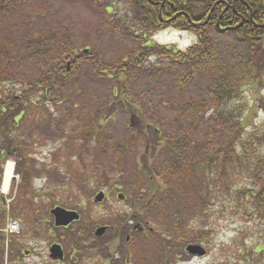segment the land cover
<instances>
[{
	"label": "trees",
	"instance_id": "1",
	"mask_svg": "<svg viewBox=\"0 0 264 264\" xmlns=\"http://www.w3.org/2000/svg\"><path fill=\"white\" fill-rule=\"evenodd\" d=\"M66 1L82 3L95 13L102 12L107 15H112L114 7L117 6L114 0ZM119 1L128 5L120 17L121 27L123 26L121 29L131 31L135 39H146L147 35L153 36L169 28L190 32L195 38L194 43L183 51L150 41L142 46L141 52L122 57L117 64L109 65L92 59L96 63L97 71L106 77L107 81L115 79L118 84L113 102L106 100L98 102L99 110L102 112L99 123L101 120L108 121V117L103 113L111 106L114 105L117 110V106L122 104L128 111L131 126L137 133L142 134L148 126L153 127L158 140L163 141L159 146L163 148L161 152L164 158L157 166L154 167L147 161L141 168L136 166L139 185L146 180L149 181L145 193L135 197L137 205L152 202V211L162 213L159 224L161 233L175 240L181 238L187 240V234L190 232L185 226L189 216L194 217L198 212L207 213L209 206H218L221 203H228L230 208H233L232 204H243L246 210L256 217L254 222L262 225L264 101L257 99V102L263 104L262 119L256 118L246 127L242 123L251 107L243 88L247 83H261V73L264 72V0ZM8 4L6 0H0V17L13 14ZM28 12L27 17H31L35 11L31 9ZM49 24L48 32L40 36L33 28L26 27L27 32L20 42L25 56L17 63L24 61L25 66L26 61H34L40 71V77L36 80L32 79L30 70L20 72L12 67L11 61L15 60V57L6 51L12 49V46L9 43L2 44L0 145L5 139V159L8 154L19 153L13 140L24 139L26 131L34 129L29 127L33 125L32 123L24 122L29 106H35L37 111L43 110L42 107L51 108L49 110L53 111L56 109L55 113L60 114V118L55 119V122L61 125L57 127L56 124L54 128L53 120L47 122L50 127L53 126L52 131L55 133V129L64 128L63 123L68 125L71 122L69 105H73L78 116L85 121L84 129L78 137L80 146L94 140L98 144L95 148L98 159L91 162V166H94L110 155L106 150L108 147L102 149L98 143L100 133L95 132L93 122L87 119V115H91L93 111L88 103L81 101L84 93L77 86L79 83H72L71 89H65L67 82L78 75L81 64L91 57L86 55V52L71 53L73 49L70 48L72 45L70 33L67 34L66 29L61 26H58V29L62 33L57 32L54 28L57 24ZM137 32L142 37H139ZM215 34L233 35L245 45L247 54L236 57L234 63L230 62L224 52L216 46ZM4 58L8 61L12 59L5 62L2 60ZM153 59H156V62H152ZM154 68L166 73L185 68L186 75L177 82L179 90H193L195 87L189 92L192 99L189 98L184 105L180 103L175 105L172 102V106L178 110L177 117L168 123V127L177 129L173 134L157 127L158 124H155L157 119L153 115L150 116L152 123L148 122L144 117L145 111L135 105L127 93V82L132 75L137 71L150 74ZM197 71H205L208 74L207 98L212 102L211 105L205 97L196 92L201 91L197 81L193 82L195 79L193 73ZM20 73L24 75L20 80L23 84L21 86L17 84L21 77ZM16 84L22 91H17ZM116 99L118 102H114ZM42 112L37 113L41 115ZM75 116L77 115H73V119ZM35 120L36 126H43L42 120L38 121L36 118ZM134 140L135 138L132 141ZM80 149L77 151L82 157V147ZM114 149V145H110V151L113 152ZM125 154L126 151H123L122 156H126ZM28 170L24 171L26 190L31 187L29 182L31 171ZM238 177L245 179V185H237ZM28 210L35 212L32 206ZM171 210L174 212L172 215L180 213L182 217L178 219L175 216L169 221H164L163 217L170 214ZM141 211L146 212V209ZM184 217L185 220H181ZM261 237L263 238L261 245L264 246V234ZM196 240L199 239L195 238L194 241ZM197 243L200 244L202 241ZM263 251L264 249L261 252ZM257 255L260 253L257 252Z\"/></svg>",
	"mask_w": 264,
	"mask_h": 264
},
{
	"label": "rangeland",
	"instance_id": "2",
	"mask_svg": "<svg viewBox=\"0 0 264 264\" xmlns=\"http://www.w3.org/2000/svg\"><path fill=\"white\" fill-rule=\"evenodd\" d=\"M6 1L9 3V9L13 10V14L0 17V58L2 44H11L12 49L6 51L15 57V60L11 58V65L16 70L20 72L30 70L29 73L33 80L40 77V71L34 61H26L25 66L24 61L17 63L25 56L24 48L20 42L28 28H33L35 32H39L38 35L40 36L48 32L49 23L57 24L56 27L54 26L57 32L62 33L58 29V26H61L66 29L67 34L70 33L72 42L70 48L73 49L71 53L82 54L85 50H89L86 55H90L91 59L89 58L81 64L78 75L67 82L68 85L65 89H71L72 83H79L77 86L84 93L81 101L88 103L93 111L91 115H87V119L89 122H93L95 132L100 133L99 141H97L102 149L108 147L106 150L110 153V155L107 153L108 156L102 162L99 160L101 163L98 162L91 166V162L98 159V152L95 150L98 144L94 140L80 146L78 137L84 129L83 123L85 121L78 116L79 114L73 105H69V111L72 115L71 122L68 125L63 123L64 128L55 129V133L52 131L53 126L55 128L57 124L55 119L60 118V114L55 113L56 109L53 111L49 110L51 108L42 107L43 110L39 111H43V114L40 115L35 106H29L24 122L25 124L32 123L33 127L31 125L29 127L35 130L28 129L24 139L15 138L13 143L20 152L9 154L5 159V167L8 162L15 163L16 167L14 174L16 180L12 184L13 188L7 195L5 194V198H7L5 230L7 229V221L11 218L7 214L8 205L12 203L11 201L15 197L13 203L17 206L20 202H25L24 198L31 191H25L22 185L16 190V186L23 181L24 175L17 170H28L27 167H29L30 170L28 171H31L29 178L32 182H30V188L40 196V198L38 196L34 199L35 210L40 212L38 214L41 221L38 226L28 224L25 226V246L27 249L38 246V250H42V246L47 245L48 247L50 242L49 227L53 224V219L49 212L53 208L52 205H68V207L80 210L86 219V223L93 224V227L108 221L113 222L114 219L122 216L121 213H123V217L127 218L125 211L128 210L129 206L126 204L129 202L124 201L126 204H120L118 196L125 195L128 198L141 196L149 185L148 180L141 186L139 185L140 181L135 172L136 166L141 168L147 161L155 167L164 158L161 152L163 148L159 146L163 141L158 140L154 128L148 126L144 133H137L131 126L129 113L122 104L116 105L117 110H115L114 105L111 106L103 113L108 117V121L101 120L99 123L102 118L99 103L104 100L113 102L118 84L115 79L107 81V78L97 71L96 63L92 60L95 58L104 64H117L122 57L141 52L142 46L150 41L151 36L147 35L146 39H135L132 37L131 31L121 29L123 26L121 27L122 20L120 17H122L121 14L125 13L128 5L124 2H118V0H114L117 6L114 7L112 15L102 12L100 14L95 13L94 10L82 3H72L66 0ZM31 9L35 12L31 17H27L28 11ZM109 12H111L110 9ZM114 14L118 16H114ZM137 35L142 37L138 32ZM215 38L218 49L223 51L226 58L232 63L235 62L236 57H243L248 52L242 41L231 34H215ZM155 40L161 45L177 46L184 50L194 43L192 35L178 33L173 29L158 33ZM18 45L20 46L19 49ZM2 60L8 61L7 58ZM152 62H156V59H153ZM185 71V68L173 73L160 71L159 68H154L150 74H146L145 71H137L127 82V93L135 105L140 106L145 111V119L152 123L150 116L153 115L157 119L155 124L164 126L157 125V127L169 131L170 134L177 132V129L168 127V123L172 122L178 114V110L172 106V102L175 105L176 103L184 105L189 98L192 99L189 92L195 89L194 87L193 90H179L177 82L179 78L186 75ZM20 74L21 77L17 84L21 86L23 84L20 80L24 75L23 73ZM193 76L195 78L193 82L197 81V86L201 88V91L197 90L196 92L208 100L206 81L208 74L205 71H197L193 73ZM17 84V91H22ZM1 89L5 88L1 87ZM243 89L247 93L251 105L242 123L246 127L251 125L256 118L262 119L263 116V104L257 102V99L260 98L261 102L264 101V72L261 73V83H247ZM114 102H118L117 99ZM208 103L209 105L212 104L209 100ZM73 115H77L75 119H73ZM35 118L38 121L42 120L43 126H36L34 124ZM52 120L53 126L50 127L47 122H52ZM59 121L62 122L61 119ZM60 125L57 124V127ZM133 138H135L134 141H132ZM110 145H114L113 152L110 151ZM81 147L82 157L75 158L76 155L79 156L77 150ZM123 151H126V156H122ZM236 179L238 180L237 185H245L244 178L238 177ZM100 191L106 192L111 198L109 203L101 208L96 204L92 205ZM8 195L10 197H7ZM32 196H35L33 192ZM23 205L25 208L24 203ZM228 205V203H221L218 206H209L207 213L198 212L196 216H189L186 219L185 227L190 233L187 234L188 238L185 240L187 242L202 241L205 249L209 250L207 258L201 260L199 264H264V251L257 255V252L264 249V246L261 245L264 221L262 225H257L254 222L256 217L250 214V211L246 210L243 204H232L233 208ZM161 214L153 211L150 216L152 218L149 220L152 223V234H163L159 229ZM172 214H174L173 210L164 216L163 220L169 221L175 216L178 219L182 217L180 213L178 215ZM181 220H185V217ZM117 223L119 224V222ZM86 227H88L87 224ZM164 235L165 245L173 247L174 250L181 248L182 241L179 242V240ZM195 238L199 240L194 241ZM153 254H156V251H153Z\"/></svg>",
	"mask_w": 264,
	"mask_h": 264
},
{
	"label": "flooded vegetation",
	"instance_id": "3",
	"mask_svg": "<svg viewBox=\"0 0 264 264\" xmlns=\"http://www.w3.org/2000/svg\"><path fill=\"white\" fill-rule=\"evenodd\" d=\"M4 172L5 139L0 145V264H199L201 260L207 258L208 249H205L206 253L204 255L187 251V246L190 244L202 245L206 248L201 243L187 242L184 238H181L179 240V242L182 241L180 249L174 250L173 247L165 245L164 234H152V223L149 220L152 219L150 216L153 213V203H139L138 206L135 197L128 198L125 195L124 200L121 199L123 195L118 196V200H120V204L129 202L126 204L129 206L128 210L125 211L127 218L123 217V213H121L122 218L95 227H93V224L86 223V219L80 210L68 207V205H61L67 210L77 211L80 218L68 226L56 227L55 220L50 214L53 219V224H50L49 227L50 242L48 240V247L43 245L42 250H38V246L33 249H27L25 246V226L27 224L38 226L41 221L38 214L40 212L23 208L24 205L21 202L17 206L13 203L15 197L11 201L12 203L8 205L7 214L11 218L20 219L22 231L7 237L6 244L5 204L7 198H5V189H3ZM20 185H22V182L16 186V190ZM32 192L35 196H32ZM100 192L104 193L103 201L96 202L94 200L92 205L96 204L101 208L108 204L111 198L106 192ZM38 196L39 194L33 190L28 192V196L24 198L26 200L24 202L25 206L34 208V198ZM52 206L55 208L59 205ZM14 209L18 211L15 212ZM142 209H146V212L141 211ZM86 224L88 227H86ZM99 229H104L102 235L97 234ZM53 246L61 248V251H59L62 254L61 256H54ZM153 251H156V254H153Z\"/></svg>",
	"mask_w": 264,
	"mask_h": 264
},
{
	"label": "water",
	"instance_id": "4",
	"mask_svg": "<svg viewBox=\"0 0 264 264\" xmlns=\"http://www.w3.org/2000/svg\"><path fill=\"white\" fill-rule=\"evenodd\" d=\"M103 199H104V194L100 193L97 196L96 201L102 202ZM51 213L55 216L58 226H68L73 221H76L79 219L78 213L72 212V211H67L63 208H56V209L52 210ZM103 232H104V229H99L97 234L102 235ZM187 250L190 252L199 253L200 255H204V253H206L204 248L202 246H198V245H190V246H188ZM59 251H61V248L59 246H54L52 248V252H53L54 256H61L62 254H61V252L59 253Z\"/></svg>",
	"mask_w": 264,
	"mask_h": 264
},
{
	"label": "bare ground",
	"instance_id": "5",
	"mask_svg": "<svg viewBox=\"0 0 264 264\" xmlns=\"http://www.w3.org/2000/svg\"><path fill=\"white\" fill-rule=\"evenodd\" d=\"M12 177H13L12 167L10 166L8 171H7V176H6V180H5V191H8V186H9V183H10Z\"/></svg>",
	"mask_w": 264,
	"mask_h": 264
}]
</instances>
